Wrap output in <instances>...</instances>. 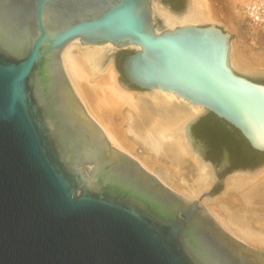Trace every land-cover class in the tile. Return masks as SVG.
<instances>
[{
  "label": "water",
  "instance_id": "water-1",
  "mask_svg": "<svg viewBox=\"0 0 264 264\" xmlns=\"http://www.w3.org/2000/svg\"><path fill=\"white\" fill-rule=\"evenodd\" d=\"M155 1L0 0V264H264L257 218L222 207L235 236L203 204L233 175L264 174V163L219 177L228 151L217 168L191 132L211 113L264 152V84L235 71L231 36L217 25L156 28ZM157 3L175 16L189 6ZM75 40L101 48L81 52L92 80L114 66L121 92L203 108L181 130L203 167L198 198L111 144L64 69Z\"/></svg>",
  "mask_w": 264,
  "mask_h": 264
},
{
  "label": "bare ground",
  "instance_id": "bare-ground-1",
  "mask_svg": "<svg viewBox=\"0 0 264 264\" xmlns=\"http://www.w3.org/2000/svg\"><path fill=\"white\" fill-rule=\"evenodd\" d=\"M154 9L157 16L172 28L175 25L220 21L210 0H190L188 10L182 16L172 15L161 5H156ZM75 43L78 44V40L63 50L62 63L90 117L100 125L114 147L130 154L144 169L155 174L176 193L196 199L201 194L202 179L198 172H203V167L199 159L192 157L181 130L187 121L202 114L203 108L195 111V106L166 95L136 98L121 92L113 66L106 80H92L91 68L85 63L81 52H101V48H75ZM233 52L231 49L230 61L232 66L238 67L232 58ZM236 57L241 72L247 75L264 74V59H249L242 55ZM124 105L127 107L123 108ZM177 132L180 134L170 136ZM136 148L141 152L133 153ZM238 191L240 199L229 200L228 204L215 202L206 208L224 229L235 236H238V231L228 226V214L222 207L231 211L237 209V215H247L245 220L257 218V222H251V232H262L264 236V174L228 178L225 193L228 195Z\"/></svg>",
  "mask_w": 264,
  "mask_h": 264
},
{
  "label": "rangeland",
  "instance_id": "rangeland-1",
  "mask_svg": "<svg viewBox=\"0 0 264 264\" xmlns=\"http://www.w3.org/2000/svg\"><path fill=\"white\" fill-rule=\"evenodd\" d=\"M211 3L214 5V8L216 9L220 21H217V23H213L217 25L218 27L222 28L224 31L230 34L231 36V49L234 50L232 58L235 59L236 63L240 67V63L238 58L236 57L237 55L239 56H244L249 59H264V31L257 30L252 28L248 22L245 20L244 17V7L245 5L243 4L246 1L250 0H210ZM156 3L154 4V8L156 5H160L157 3V0L155 1ZM188 2V1H187ZM247 2V3H248ZM186 3V7H187ZM190 4V0H189ZM186 7L184 9H186ZM182 9V10H184ZM181 10V11H182ZM155 12V9H154ZM156 17L154 18V25L156 28L161 27V22L159 19H161L157 14H154ZM208 24H212L210 22H202L199 23V26H205ZM180 25H175L174 27H178ZM172 28L171 26L165 24V27H161L160 30L164 29H170ZM76 44V43H75ZM242 53V54H241ZM231 58V59H232ZM232 65V64H231ZM114 67V66H113ZM235 71H237L240 74L247 75L243 72H241L238 67L232 66ZM118 68V66H117ZM115 69V67H114ZM116 70V69H115ZM118 70V69H117ZM252 78H257L259 80L264 81V74H252V75H247ZM119 77L118 71H117V78ZM127 106H123V108H126ZM116 121L119 122L118 119H115ZM135 154L141 152L140 149L136 148L133 153ZM235 176V175H233ZM191 183V180H190ZM241 192V191H240ZM240 193L238 192H232L229 193L228 195L221 194V195H216L211 201L209 200H203L204 206L208 207V204L212 205L215 204V202L223 203V204H228L229 200H236L240 199ZM198 198V197H197ZM224 198V199H223ZM222 199V200H221ZM230 203V202H229Z\"/></svg>",
  "mask_w": 264,
  "mask_h": 264
},
{
  "label": "trees",
  "instance_id": "trees-1",
  "mask_svg": "<svg viewBox=\"0 0 264 264\" xmlns=\"http://www.w3.org/2000/svg\"><path fill=\"white\" fill-rule=\"evenodd\" d=\"M168 2L176 11L182 7L181 0H168ZM198 125L196 130L198 135L207 139L217 149L223 146L228 150L232 162L230 169L255 168L264 163V152L252 149L238 131L213 114L209 113L202 117Z\"/></svg>",
  "mask_w": 264,
  "mask_h": 264
},
{
  "label": "flooded vegetation",
  "instance_id": "flooded-vegetation-1",
  "mask_svg": "<svg viewBox=\"0 0 264 264\" xmlns=\"http://www.w3.org/2000/svg\"><path fill=\"white\" fill-rule=\"evenodd\" d=\"M181 1H182V7L179 10H177V11H181L182 9H184L186 7V3H187L188 0H181ZM162 2L165 3V4H167V5H169L173 9V7L168 2V0H162ZM116 57H117V55L115 56V61H116ZM250 79L252 81H254V82L264 84V81L259 80L257 78L250 77ZM199 121H197L191 127L192 137L194 139L193 148L197 152H202V154L204 156V159L206 161L214 164L218 168L222 164V161L224 159V149H226V148L223 147V146H221L220 149H217L215 146H213L212 144H210L207 139H205V138L201 137L200 135H198V133L196 132V130H197V127L199 126L198 125ZM231 165H232V162H231V158H230V155H229V152H228V164H227V166L225 167L224 170H222L220 173H218V176L219 177H224L226 174H228V173H230V172H232L234 170L241 169V168L230 169ZM218 188H220V186L216 187L213 190V193Z\"/></svg>",
  "mask_w": 264,
  "mask_h": 264
},
{
  "label": "built area",
  "instance_id": "built-area-1",
  "mask_svg": "<svg viewBox=\"0 0 264 264\" xmlns=\"http://www.w3.org/2000/svg\"><path fill=\"white\" fill-rule=\"evenodd\" d=\"M244 17L252 28L264 31V0H250L244 7Z\"/></svg>",
  "mask_w": 264,
  "mask_h": 264
}]
</instances>
